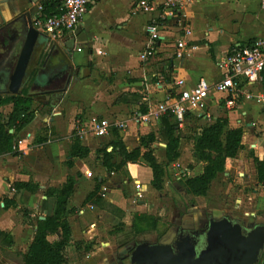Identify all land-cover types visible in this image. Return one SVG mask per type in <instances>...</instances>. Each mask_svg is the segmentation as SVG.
<instances>
[{"label":"crops","instance_id":"1","mask_svg":"<svg viewBox=\"0 0 264 264\" xmlns=\"http://www.w3.org/2000/svg\"><path fill=\"white\" fill-rule=\"evenodd\" d=\"M43 1L0 0V30L3 28L5 30V26L22 16L26 17L27 14L32 19L37 17L41 13L39 6ZM136 1L90 0L89 10L73 35L65 33L52 38L45 34L48 41L38 65H41L50 46L57 44L67 51L68 60L75 74L69 79L62 92L47 96L43 94L37 98V100L43 98L40 100L47 104L44 110L48 109L49 115L42 116L35 112L34 106L37 100L33 102L31 108L33 118L18 133V139H24L29 144L24 141L19 149L14 150L15 153L0 154V231L9 236V243L0 237V264H22L20 254L28 251L37 220L52 215L55 209L56 197H48L45 191L48 188H60L68 176H74L72 172L77 173L82 179L74 182L68 199L67 207L72 209L68 215L72 243L66 246L65 253L74 242H80L79 248L74 245V249L80 252L83 247L81 241L84 235H87V227L98 224V221H91L88 225H84L80 220L84 208L89 209L98 218L116 217L96 205L83 203L97 182H101L100 193L103 199L120 208L124 215H129L132 218L131 222L135 214L144 213L142 209L149 202V199L145 198L146 192H159L151 184L150 167L143 163L128 162L123 166L127 175L124 180L120 171L109 172L103 166L102 157L96 160L93 158L97 148L111 150L113 139L120 138L128 150L134 149L138 146L139 134L143 135L148 130L149 120L143 121L142 115H147L150 108L145 113L138 111L136 116L130 118L127 115L130 107L135 105L139 108V106L131 102L117 101V98L123 93H138L140 76H144L149 93L142 95V102L145 105L149 104L146 101L151 98L153 102L159 104L167 96L175 97L179 90L192 87L200 78L213 84L222 78L223 68L219 63L227 50L237 44L264 39V10L260 8L259 0L192 2L180 10L179 18L168 16L163 21L162 38L156 43L155 53L141 60L139 54L147 41L144 26L161 12L162 7L159 4L162 0H152L159 5L152 13L135 11L133 5ZM139 15L144 17L141 27L136 28L132 25L133 19ZM183 24L190 30L187 36L181 30ZM3 38L9 43H19L18 36L9 29L5 30ZM179 39H185L190 46H194L181 58L175 56V45ZM196 50L200 51L196 57H192ZM155 65L160 66L159 72L148 75L147 71ZM34 66H31L29 79L20 88L22 94L37 92L35 87H31V80L36 72ZM9 69L10 65L0 55V95L4 102L10 95L5 92ZM47 75L48 73L41 72L38 81L43 82ZM152 80H155L154 85ZM177 80H183V83L178 86ZM150 86L154 87L151 92ZM246 89L263 90L264 86L261 84ZM224 97V93H211L203 116L198 117L194 113H189L185 120L197 118L199 123L210 124L218 117H224L228 120V128H235L240 127L247 117L254 116L261 117V122L264 123V113L260 107L255 115L251 105L240 97L234 108L225 109L222 101ZM11 107L12 104L9 102L0 105V115L7 116ZM91 117H103L111 122L125 121L127 127L124 130L112 128L106 136H102L106 139L105 144H99L100 137H94L90 132L78 135L81 144L88 147L89 154L84 158H73L72 165L68 166L66 161L70 159L73 134H78L79 129L86 125ZM157 120L160 123V119ZM43 122H46L49 128L48 134L44 136L34 130L36 124L44 126ZM28 128L33 133L26 131ZM113 129L118 130L117 135H112ZM24 131H26L25 135H22ZM259 138L264 142V135L256 136L252 140L255 141L257 150H262L263 142L258 145ZM163 146L165 148V144ZM44 147L48 150L49 156L46 155ZM178 149L180 151V142ZM114 159L115 156L112 159L114 163L120 160ZM142 169L150 171V179L145 180L138 176ZM197 169L198 172L194 175L201 173V163ZM87 172L96 175L97 179L94 183L88 176H83ZM253 173L255 175V168ZM28 181L36 185L34 191L12 187L14 182ZM132 182L135 192L131 188L127 189ZM136 182L137 186H135ZM137 195L139 197H136ZM132 201L136 202L135 206L132 205ZM21 211L27 213L26 219L22 218ZM123 217L116 218L122 220ZM58 238L59 233L47 236L50 242ZM91 246L92 250L87 251L80 259H68L66 256L65 264H110V260L108 259V262L105 258L115 245L108 244L100 248L95 244Z\"/></svg>","mask_w":264,"mask_h":264},{"label":"trees","instance_id":"2","mask_svg":"<svg viewBox=\"0 0 264 264\" xmlns=\"http://www.w3.org/2000/svg\"><path fill=\"white\" fill-rule=\"evenodd\" d=\"M56 0H44L41 4V15L49 16L56 12ZM264 86V72L263 82ZM45 93H19L9 95L5 102L0 95V105L9 102L12 104L11 111L7 116L0 115V154L15 153L13 148L18 140V133L22 131L32 120V104L37 98ZM143 96L137 92L123 93L117 101L131 102L139 106L141 113L147 111L146 105L142 102ZM187 114L186 116H188ZM172 115L165 113L160 117L161 129L160 138L165 144L164 153L167 163L175 161L179 156V135L178 123ZM228 120L218 117L213 123L194 128L192 139V156L197 163H202L201 173L178 179L176 186L189 198L204 196L209 190L212 181L220 173H225L228 166L237 157L242 149L243 130L241 127L228 128ZM12 130V132H10ZM115 129H113V132ZM156 140L154 133L149 132L139 136L138 146L128 150L120 138L111 142L112 149H100L102 154V164L109 172L120 171L123 166L130 163H143L150 167L152 171L151 184L154 189L161 192L164 188V167L160 164L152 149V144ZM89 154V149L83 146L77 134H73L72 144L69 152L70 159L66 161L68 166L72 165L73 158H84ZM119 157V162H112L113 156ZM255 168V178L258 184L264 186V158L252 155ZM74 178L68 176L65 183L60 188H48L45 193L56 197V205L52 215L46 216L43 220H37L32 242L25 254H20L22 264H65L67 261L65 248L72 243L71 229L68 222V215L72 212L68 208V199L71 195ZM15 189L24 188L34 191L36 185L32 181L14 182ZM101 182H97L93 190L87 194L83 203L96 205L105 209L118 218H122L124 213L117 206L106 202L100 193ZM192 200V199H191ZM158 219L145 213L135 214L132 221V229L136 233L144 232L148 229H156ZM59 233L58 240L50 242L47 236ZM9 243L7 233L0 231ZM8 238V240H7ZM79 248L80 242H74Z\"/></svg>","mask_w":264,"mask_h":264},{"label":"rangeland","instance_id":"3","mask_svg":"<svg viewBox=\"0 0 264 264\" xmlns=\"http://www.w3.org/2000/svg\"><path fill=\"white\" fill-rule=\"evenodd\" d=\"M143 17V15L136 16L133 19L132 25L136 28H140ZM203 48L204 47H201V49ZM199 51L200 50L194 51L192 57H196ZM159 69L160 66L155 65L151 68V70L147 71V74L151 75V73L159 72ZM150 78L152 79V76H150ZM139 81L141 83L137 87L139 91L138 93L141 95L149 94L145 86L144 76H140ZM152 81L154 85L155 80ZM152 88L154 87H149L150 92ZM40 99L43 98H39L36 101L34 111L42 116H44L45 114L49 115L48 109L44 110V106L47 104ZM246 101L251 105L252 112L256 115L259 104L254 100ZM146 102H149V104H146L147 110L149 108L153 109L154 106L157 105V102H153V98L147 100ZM138 111H140V109L137 106L133 105L130 107L127 115L132 118L136 116V113ZM171 120L173 121V119ZM198 121L199 119L197 118H187V120L182 123V126L178 128L176 133L179 135L180 156L175 161L167 163L164 153V143L162 142L159 135L161 123H158V120L154 116H150L149 127L146 133L152 132L156 136V140L152 144V149L157 161L164 167V188L161 192H146L145 198H148L149 202L147 203V206L142 210H144L145 214L154 216L158 219L157 228L148 229L141 233H136L132 229V218L129 215H124L122 220L112 216L106 218H98L89 209L84 208V214L80 216V220L84 223V225H88L91 221H98V224L95 226L87 227V235H84L81 241L83 247L81 248L80 252L76 251L74 249V245L72 244V246L66 252V256L68 257V259H80L85 255L87 251L89 252L90 249L92 250L91 244H95L96 247L100 248L101 246L106 247L108 244L116 245L132 238H152L155 232L159 228H162V222L170 218L174 206L177 208H187L190 207L191 203H194L195 208L206 206L234 211L239 214L254 213V215L258 218L264 217V186L258 184L255 179V175L253 173L254 164L252 160V155L258 156L261 159L264 158V142L262 141V139H258V145L263 142L262 150H257L254 143L255 141L253 142L252 140L256 136L264 135V129H262L264 128V123L261 122V117L250 116L240 124V127L243 130V147L239 151L237 157L234 159L231 165L228 166L226 170L227 174H218L217 177L212 181L206 195L189 198L188 196H185L184 193L176 186V180L185 179L186 177L192 176L198 172L197 167H199L200 163H197L192 156L191 136L193 135L194 128L196 126H205L209 124L199 123ZM43 124L44 126L40 124H36L34 126V130H37L39 134H43L42 136L47 135L49 129L46 125V122H43ZM26 131L32 130H29L28 128L26 129ZM26 131H24L22 135H25ZM113 133V136L117 135L118 130H115ZM140 135L142 134H139V136ZM101 138L102 137H100L98 140L99 144H105L106 139ZM25 142L28 143V141ZM100 149L102 148L95 149V153H93V158L95 160L102 157V155H100ZM44 151L46 155L49 156V152L46 147H44ZM107 151H110V149H107ZM115 159L116 161H118L119 157L115 155ZM119 173H121L122 178L125 180L127 175L125 174L124 169H121ZM71 174L74 175L73 178L75 181H79L82 179L81 176H77V173L72 172ZM83 176H88L92 183H94L97 179L94 173H92L91 175L89 172H87L83 174ZM138 176L142 179L148 180L150 179L151 174L150 171L142 169ZM137 184L138 183L136 182L135 186H137ZM129 188L134 191L133 182L129 184V187L127 189L129 190ZM136 197H139V195H137ZM132 205L135 206L136 202L132 201ZM21 216L22 218L26 219L28 215L27 213L21 211ZM101 243H103V245H101Z\"/></svg>","mask_w":264,"mask_h":264},{"label":"built area","instance_id":"4","mask_svg":"<svg viewBox=\"0 0 264 264\" xmlns=\"http://www.w3.org/2000/svg\"><path fill=\"white\" fill-rule=\"evenodd\" d=\"M208 0H162V10L155 18L150 19L144 26L147 36L146 44L140 52L139 57L144 60L146 57L155 53L156 43L162 38V23L168 16L179 18L180 10L192 3ZM56 12L49 16L38 14L33 19L35 28L43 34L50 35L52 38L61 36L65 33L73 35L84 19L89 10L90 0H56ZM260 8L264 10V0H259ZM159 5L152 0H137L133 8L135 11L145 13L155 12ZM41 6L39 10L41 11ZM184 35H189L190 30L184 24L181 28ZM175 56L181 58L185 52L193 48L185 39H179L176 42ZM223 68L222 78L213 83H208L205 79L200 78L195 85L187 89H181L177 96H167L162 102L150 109L147 115H142L143 121L149 120L150 116L156 119L169 113L182 126L185 117L189 113H194L202 117L207 107L209 95L213 92L224 93L222 99L225 109H232L237 105L238 99L242 97L246 100H254L259 104L261 111L264 113V89L252 91L246 89L250 86H259L263 82L264 72V39H255L251 43L237 44L227 50L219 63ZM183 80H177L179 86ZM127 122H111L103 117H91L88 123L82 126L77 132L79 136L85 132H90L94 137L106 136L112 128L124 130ZM29 136V134L27 135ZM24 139H18L14 149H19Z\"/></svg>","mask_w":264,"mask_h":264},{"label":"flooded vegetation","instance_id":"5","mask_svg":"<svg viewBox=\"0 0 264 264\" xmlns=\"http://www.w3.org/2000/svg\"><path fill=\"white\" fill-rule=\"evenodd\" d=\"M47 54L45 66L39 65L37 69L39 74L46 72L48 75L34 86L38 93L46 96L65 90L68 80L75 74L67 51L54 44ZM55 63L59 64L53 68ZM222 222L237 228L242 238L252 232H264V217L258 218L254 213L239 214L206 206L195 208L191 203L187 208L174 206L170 218L162 222V228L152 238H132L116 244L105 260L109 259L110 264H162L158 256L164 258L168 254L172 264H228L231 260L239 264L237 255L229 252L220 238L219 229L225 228ZM164 262L169 264L165 259ZM253 264H264V241Z\"/></svg>","mask_w":264,"mask_h":264},{"label":"water","instance_id":"6","mask_svg":"<svg viewBox=\"0 0 264 264\" xmlns=\"http://www.w3.org/2000/svg\"><path fill=\"white\" fill-rule=\"evenodd\" d=\"M6 29L13 31V33L18 36V44L4 41L3 34ZM5 30L4 28L0 30V55H2L5 62L10 65L8 75H6L7 89L5 92L7 94L16 95L20 93V88L25 81L29 79L30 69L33 65H35L33 69H35L36 72L32 77L31 87L38 84L40 70H38L37 67L39 66V59L47 44L48 37L35 28L33 19L29 14L5 26ZM48 58L49 54L46 55L41 67L45 66ZM58 64L59 63H55L53 68L57 67ZM224 225V229H219V235L225 243L227 250L237 255L239 264H253L264 241V232L262 230L252 232L247 238H242L237 228L230 227L228 222L224 223ZM158 259L162 264H167V262H164V259L168 261L169 264H172V257L168 254L164 258L158 256ZM228 264L236 263H233V260H231Z\"/></svg>","mask_w":264,"mask_h":264}]
</instances>
